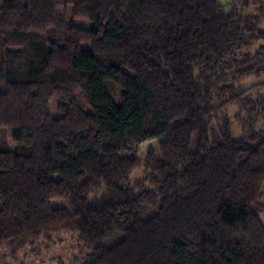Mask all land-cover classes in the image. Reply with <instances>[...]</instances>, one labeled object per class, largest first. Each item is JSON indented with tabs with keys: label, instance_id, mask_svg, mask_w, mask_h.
<instances>
[{
	"label": "trees",
	"instance_id": "16d2710c",
	"mask_svg": "<svg viewBox=\"0 0 264 264\" xmlns=\"http://www.w3.org/2000/svg\"><path fill=\"white\" fill-rule=\"evenodd\" d=\"M263 21L264 0H0V247L63 229L82 264H264V130L225 113L261 86Z\"/></svg>",
	"mask_w": 264,
	"mask_h": 264
},
{
	"label": "rangeland",
	"instance_id": "374dc122",
	"mask_svg": "<svg viewBox=\"0 0 264 264\" xmlns=\"http://www.w3.org/2000/svg\"><path fill=\"white\" fill-rule=\"evenodd\" d=\"M222 3H230L231 0H219ZM258 3H251L248 8H244L243 12L246 14H255ZM75 22L86 28L91 27V22L81 19H73ZM264 24V21H263ZM257 44L246 50H253ZM2 60V51L0 50V63ZM126 71L133 74L130 70ZM242 88L248 89L247 101L241 105L239 102L231 103L227 106L225 113L231 120L232 133L236 138L249 135L255 131L264 130V74L259 76H249L241 82ZM108 90L116 101L120 100L122 89L113 81L108 82ZM59 100L54 98L49 103L50 112L58 115ZM3 134V133H2ZM10 139L12 145L17 144L11 137V130H6L4 133ZM163 137L148 139L138 144V154L141 157L142 163L135 168L130 175V184H135L138 180H144L149 173L146 166L145 158L150 148L159 151V143ZM128 155V153H124ZM58 177V176H56ZM264 191V186H263ZM100 194L103 192V187L94 191L93 194ZM93 194L91 196H93ZM264 203V195L262 197ZM54 205H67L66 201L54 200ZM153 210L150 211V214ZM147 214L144 215L146 217ZM264 221V211L261 214ZM123 237L121 232H116L110 237L106 238L102 243L105 246H112L118 243ZM89 246L79 238L75 231L58 229L49 234L40 236L33 240L26 248L14 253L8 246L0 247V264H82L87 261L90 253Z\"/></svg>",
	"mask_w": 264,
	"mask_h": 264
},
{
	"label": "crops",
	"instance_id": "0c3cea01",
	"mask_svg": "<svg viewBox=\"0 0 264 264\" xmlns=\"http://www.w3.org/2000/svg\"><path fill=\"white\" fill-rule=\"evenodd\" d=\"M243 81V80H242Z\"/></svg>",
	"mask_w": 264,
	"mask_h": 264
}]
</instances>
